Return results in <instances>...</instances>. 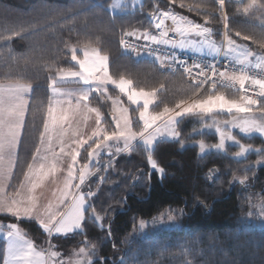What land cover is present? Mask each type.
Wrapping results in <instances>:
<instances>
[{
    "label": "trees",
    "instance_id": "obj_1",
    "mask_svg": "<svg viewBox=\"0 0 264 264\" xmlns=\"http://www.w3.org/2000/svg\"><path fill=\"white\" fill-rule=\"evenodd\" d=\"M110 1L0 0V83L21 80L32 88L27 114L29 133L25 135V143L19 146L20 159L14 169L18 179L22 178V170L26 169L34 151L31 144L33 127L38 130L35 132L37 142L39 131L43 130L49 97L48 77L57 74V67L66 70L78 68L71 61L73 48L79 58L78 50L85 46L107 55L109 75L113 79H129L134 90L157 93L152 108H158L156 110L175 108L181 100H190L194 85L181 74L169 73L161 67L160 61L147 54H135L121 46L125 32L157 33L153 24L154 10L171 11L211 28V38L216 42L227 31L231 39L264 55V47L261 46L264 44L262 13L254 9L245 15V9L252 0L226 3L223 9L209 0H171V3L170 0H141L138 8L115 15L103 10L107 9ZM225 15L228 17L227 29L224 26ZM237 32L249 39H242L236 35ZM46 64L53 67L51 73L44 68ZM109 93L118 96L113 89H109ZM217 93L239 97L230 91ZM93 97L92 105L110 121V106L100 95ZM41 104L42 108L39 107ZM213 116L229 119V115ZM181 126L180 130L183 129ZM230 131L252 148L264 147V138L259 134ZM209 133L205 137L204 133H182L184 139L187 137L185 140L181 137L183 146L174 141L159 143L154 158L165 173L161 181L153 174L150 184L146 153L131 151L117 157L107 175V185L99 186L92 197L97 211L105 217V229L86 220L81 232L61 239L51 238L49 244L58 252L66 253L68 249H78L82 242H86L96 248L94 255L98 259L94 264H121L122 261L123 264H264V223H249L244 218L249 205L246 199L254 194L264 195V165L253 168V160L249 159L256 158V153H250L243 159L248 162L246 169L238 173L235 165L244 161L233 160L226 149L200 156L196 142L202 139L204 143H216V135ZM84 156L81 162H84ZM210 169L217 172L212 179H205ZM234 177L235 182L230 183ZM245 177V185L236 182ZM91 186L97 188L96 183L92 182ZM169 207L177 210V227L152 225L153 217ZM181 208L184 209L183 215L178 211ZM0 220L18 223L35 246L46 240L42 229L33 221L17 222L5 216H0ZM141 220L145 221L143 228L140 227ZM108 224L111 242L107 235ZM71 237L74 243L69 245L66 239ZM181 243L187 248L186 253ZM4 247L0 240V253ZM117 255H121L120 261Z\"/></svg>",
    "mask_w": 264,
    "mask_h": 264
},
{
    "label": "snow or ice",
    "instance_id": "obj_2",
    "mask_svg": "<svg viewBox=\"0 0 264 264\" xmlns=\"http://www.w3.org/2000/svg\"><path fill=\"white\" fill-rule=\"evenodd\" d=\"M216 3L223 9L226 0H216ZM116 6L112 5V7ZM254 9L261 11L260 19L264 24V0H259V3L257 0H252V3L245 9V15ZM103 10L107 11V9ZM167 19H171L175 26L173 30L180 40L169 37V29L164 27ZM223 19L225 29H227V15L223 16ZM207 22L206 20L205 24ZM153 23L158 30V35L149 31H129L123 35L135 37L137 40L143 39L146 42V48L154 44L183 49L186 44L192 43L185 39L187 36L195 35L207 41L213 34L211 28L195 23L184 16H177L171 11L154 10ZM236 35L245 40L249 39L247 35L240 32ZM224 38L227 50L236 53L235 63L231 66L225 64L223 68H220L215 63L205 67L198 63L187 66L183 61H176L181 64L184 73L192 78L193 97L190 98V102L181 100L175 104V108L164 107L162 111L153 110L151 114H149V106L153 103L152 97L157 94L155 91L133 90L131 80L113 79L108 70L109 58L101 51L85 46L83 58H79L76 49L73 48L71 60L79 68L78 70H66L57 67V74L48 77V89L51 95L48 97L43 130L39 131L37 142L35 132L38 130L35 127L32 129L31 144L34 151L30 162H27L26 170H22V179H18L14 169L20 159L17 150L25 143V135L29 133L28 94L32 88L30 84L21 80L0 83V212L13 217L17 222L22 219L38 220L39 227L49 236L53 233L67 236L70 233L82 231L83 222L86 220L93 223L99 222L102 226L105 217L97 211L92 202L95 193L87 183L88 178L93 174L89 169L101 168L107 171L117 154L140 151L147 155V164L150 169L149 184L153 174L162 180L165 169L160 167L154 158L156 147L166 140L180 143L183 146L184 141L181 140L182 133L179 126L183 118L188 115H200L201 123L205 127H215L219 142L208 147L221 152L225 149L226 141H231L239 147L235 153L236 157H243L246 153L252 152L253 148L241 143L232 135L230 129L237 128L243 134L258 133L264 137V55L236 44L227 31L224 33ZM120 43L125 49L137 50V46L129 44L123 38ZM203 46L202 41L200 47ZM207 46L211 53L214 50L213 45L209 43ZM261 46L264 47V44ZM147 51L148 55H152L154 50L148 48ZM253 57L257 61L255 67L262 70L260 77L250 75L244 70L250 58ZM155 58L160 61L161 67L165 66V59L175 60L173 56L165 57L159 53ZM237 64L241 67L237 68L235 66ZM44 68L49 73L53 71L51 65L46 64ZM193 68L199 71L194 73ZM68 78L78 80L83 87L75 92L63 90L61 85ZM218 83L222 87L228 86L233 89L238 84L239 100L226 98L224 94L212 91L211 89H216ZM205 84H210V89L206 90V94L201 92ZM246 84H250L253 96L248 95L249 89L246 88ZM106 85H113L119 93L127 97L131 105L137 106L133 111H138V121L130 116L129 108L123 106L119 98L108 97L112 102L110 121L102 117L98 107L91 106L92 101L95 100L92 93H97L101 97L105 96L108 91ZM257 105H259L258 108ZM39 107L42 108L43 104ZM90 113H95V128L90 135H85L81 131L80 123L81 120L86 121ZM221 113L229 114L230 118L220 121L213 116V114ZM233 113L238 115H232ZM203 117H212L211 123ZM221 124L224 127H221ZM73 144L75 148L71 147ZM198 146L201 153L205 152L206 144L203 140ZM57 147L59 151H56ZM81 149L86 151L88 161L96 163L86 162L81 167H77V158L81 155ZM255 151L258 156L264 158V147L255 149ZM66 156L70 157V163H67L66 175L63 176L61 183V178L57 176V173L63 171L60 165ZM256 163L262 164L264 159ZM215 172V169H210L205 179H212ZM246 179V177L240 179L239 183L245 185ZM234 182L235 177L230 183ZM58 184V187H51V185ZM46 185L49 186L50 197L44 191L38 195L35 194L37 189H42ZM149 191H151L150 186ZM42 201L47 202L42 203ZM259 207L261 216H264V202ZM176 211L169 207L160 212L157 217H153L152 225L159 224L160 227L166 228L177 227ZM178 211L181 215L184 214L183 208ZM261 222L264 223V220ZM144 225L145 221L141 220L140 227L143 228ZM0 230H2L0 235H3L6 241V246L0 253L2 264H94L93 260L87 259L88 256L94 255V250L89 251L87 244L75 253L76 256L85 257V260L65 261L55 250V246L51 244L46 253L44 250H37L34 242L26 238L18 223L9 222L6 226L0 224Z\"/></svg>",
    "mask_w": 264,
    "mask_h": 264
},
{
    "label": "rangeland",
    "instance_id": "obj_3",
    "mask_svg": "<svg viewBox=\"0 0 264 264\" xmlns=\"http://www.w3.org/2000/svg\"><path fill=\"white\" fill-rule=\"evenodd\" d=\"M140 2H141V0H111L110 1V3L108 4V6H107V10L109 11V13L110 14H113V15H115V14H120V13H123V12H126V11H128V10H134L135 8H138L139 7V5H140ZM112 5H117L116 7H112ZM178 16V15H177ZM247 16H245V18H246ZM154 24V23H153ZM166 26H169L170 27V29H169V33H174V34H176L175 32H174V25L172 24V21H171V19H167V20H165V24H164V27L165 28H167ZM149 32H151V33H153V34H157L158 33V30H157V33L154 31H149ZM177 35V34H176ZM192 35H190L189 37H191ZM133 38V37H132ZM186 39V38H185ZM186 40H188V41H191L192 43L191 44H186V46H185V51L186 52H190V53H192L193 55H195V56H200V57H205V56H216L217 54H215V52H218L219 51V47H216V46H213V48H214V50H212L211 51V53L209 52V48H208V44H206V43H203L204 44V46L201 48L200 47V45L201 44H199L198 42H197V40H195V39H193V38H191V39H186ZM209 43V42H208ZM90 49H93V48H90ZM177 51H181L182 49H179V48H175ZM217 49H218V51H217ZM78 52H80V54L82 55V57L81 58H83V48L82 49H80V50H78ZM219 53V52H218ZM227 54V53H226ZM235 56H236V53L235 52H229L228 51V59L231 61V62H234L235 63ZM72 61V60H71ZM72 63L73 64H75L73 61H72ZM256 63H257V61H256ZM252 64V63H251ZM76 66H78V65H76ZM78 68H79V66H78ZM259 69V68H258ZM67 80H75V81H78V80H76V79H72V78H68ZM79 82V81H78ZM106 88L108 89V91H107V94L105 95V96H103V97H101V99H103L110 107H108L109 109H108V113H109V116H110V119H111V111H112V102H111V99H109L108 97H111V98H113V99H115V98H119L120 99V101H121V103L123 104V106H125V107H128L129 108V114H130V116H132L133 117V119L135 120V121H138V111L137 112H134L133 110L134 109H136L137 108V106L136 105H131L130 104V102L129 101H127V97L126 96H123V94H121V93H119V90L118 89H116L113 85H106ZM109 89H114V90H116L117 91V93H118V96H114V94H112V93H109ZM31 93V92H30ZM30 93L28 94V98L30 97ZM152 100H153V103L152 104H150V106H149V114H151L152 112H153V110H155V111H162L163 109H161V110H156V109H158V108H156V109H152L153 107H154V105H155V101L157 100V98H156V95L154 96V97H152ZM103 102V101H102ZM98 104L100 105V102L98 101ZM141 107H142V102H141ZM216 119H218V120H220V121H224V120H226V119H228V118H224V117H222V118H220V117H218V116H214ZM203 119H205V120H207L209 123H211V119H212V117H203ZM182 124V126L181 127H183V129H181L180 130V128H179V130L181 131V133H183V135H184V133L185 132H187V133H189L190 135L192 134V133H196V134H201V133H204V137L206 136V135H208V134H211V133H209V131L210 132H212V134H215L216 135V143H218L219 142V138H218V134L216 133V131H215V127H212V128H207V127H205L204 125H203V123H201V118H199V119H197V120H194L192 117H184L183 118V122L181 123ZM180 124V125H181ZM221 127H224V125L223 124H221ZM231 129H234V130H236L237 132H239V133H241L240 131H239V129H237V128H231ZM208 133V134H207ZM189 134H187V136L189 135ZM241 134H243V133H241ZM253 134H258V133H253ZM252 135V134H251ZM235 136V135H234ZM182 137V136H181ZM199 138H200V136H198ZM211 137H213L212 135H211ZM183 138V137H182ZM187 137H185V139H186ZM236 138H238V137H236ZM264 138V137H263ZM184 139V138H183ZM184 139V140H185ZM202 140V139H201ZM240 140V139H239ZM167 141V140H166ZM240 142L241 143H243V141H241L240 140ZM197 144V148H198V153H199V155L201 156V155H204L205 153H208V152H210V151H215V149H212V148H210V147H208V146H211L212 144H208V143H206L205 142V144H206V149H205V152H203V153H201L200 152V150H199V143L200 142H196ZM244 144V143H243ZM184 145V144H183ZM245 146L247 147L248 145H246L245 144ZM225 149H226V151L228 152V155H230V157L233 159V160H235V161H239V160H243V159H246V158H248V155L250 154V153H256V151H255V149H257V148H253V151L252 152H250V153H246L243 157H236V155H235V153L239 150V147H238V145H236L235 143H233V142H231V141H226V143H225ZM224 149V150H225ZM223 150V151H224ZM17 152H19V148H18V150H17ZM125 152H122V153H119V154H117L114 158H113V161H112V164L115 162V160H116V158L117 157H119V156H121V155H123ZM85 158L84 159H87V156H84ZM250 157H251V155H250ZM254 157H256V158H250L249 160H253V168H256L257 166H262V165H264V163H262V164H257L256 162L258 161V160H261V159H264V158H261L260 156H258L257 154H256V156H254ZM244 161V160H243ZM88 163H90V164H94L95 163V161H88ZM81 164V163H80ZM246 164H248V162H247V160L246 161H244V162H241L240 161V163H236V165H235V170L236 171H238V173H243V171L246 169V167H245V165ZM82 165H83V162H82ZM111 169H112V165H111V167L110 168H108V170L107 171H104L103 169H101V168H95V169H93V168H90L89 170L90 171H92V175L88 178V181H87V183L91 186V183L93 182V183H96V185H97V188L96 189H94L92 186H91V188H93L94 189V193H96V191H97V189L99 188V186H101V185H107V183H108V181H109V179L107 180V175L109 174V172L111 171ZM26 170V169H25ZM216 172H217V170H216ZM216 172H215V174H216ZM101 177H105V179H101ZM23 178V177H22ZM21 178V179H22ZM247 180V179H246ZM107 181V182H106ZM237 183H239V180H237L236 181ZM245 183H246V181H245ZM114 184V183H113ZM9 192H11V189H9ZM247 200V202H248V204L249 205H247V209H248V212L244 215V218L249 222V223H255V222H257V223H259V224H262V220H264V216H261V212H260V207H259V205H261V203L262 202H264V195L263 196H261V194H254L253 195V197L251 196V197H249V198H247L246 199ZM251 213V214H250ZM252 214H254V215H252ZM0 216H5V217H8V216H6V215H3V214H0ZM10 219H14V218H11V217H9ZM15 220V219H14ZM20 221H28V220H20ZM7 223H9V222H6V221H1L0 220V224H3V225H5L6 226V224ZM99 225H100V227H102L103 229H105V219H103V222H102V226H101V224L99 223V222H97ZM37 224V223H36ZM38 225V224H37ZM263 225V224H262ZM39 226V225H38ZM83 226V225H82ZM20 228V227H19ZM21 229V228H20ZM21 231H22V229H21ZM23 232V231H22ZM77 232H81V231H77ZM25 233V232H24ZM44 233V232H43ZM74 233H76V232H74ZM45 235H46V237H45V239L46 240H44L39 246H36V248H45V253L47 252V250H49V243H50V239L51 238H53V237H58V236H60V235H57V234H55V233H53L51 236H49L47 233H44ZM71 234H73V233H70L69 235H71ZM61 239V238H60ZM72 239V237L71 238H68V239H66V242H67V244L69 243V245L71 244V243H74V241L73 240H71ZM83 243V245L81 244L80 245V247L78 248V249H68L67 250V252L66 253H63V252H58L57 250H56V247H55V250L60 254V256H62V258L65 260V261H69V260H71V261H76V260H85L86 258L85 257H83V256H76L75 255V253H77L78 251H79V249L81 248V247H83L85 244H87L86 242H82ZM184 243V242H183ZM181 245H182V247H184L185 248V253H186V251H187V248L185 247V245L184 244H182L181 243ZM87 246H88V250L89 251H93V250H95L96 251V248L94 247V246H91L90 244H87ZM129 255H131V254H129ZM93 257H91V256H88L87 257V259H90V260H96V259H98L97 257H96V254L95 255H92ZM118 256V259L121 257V255L119 256V255H117ZM170 257H172L173 258V256H170Z\"/></svg>",
    "mask_w": 264,
    "mask_h": 264
},
{
    "label": "built area",
    "instance_id": "obj_4",
    "mask_svg": "<svg viewBox=\"0 0 264 264\" xmlns=\"http://www.w3.org/2000/svg\"><path fill=\"white\" fill-rule=\"evenodd\" d=\"M209 1H212V2H216V0H209ZM242 0H226V3H234V4H238V3H241ZM225 3V4H226ZM158 35V33H157ZM169 37L170 38H173V39H176V40H179L178 38V35L174 34V33H169ZM123 39L127 40V42L129 44H132V45H135L137 46V50L136 51H132V49H126L127 51L129 52H133V53H144V54H147L148 55V51L147 49L148 48H151L153 49V54L152 55H148L150 58L152 59H156V55L159 53L161 54L162 56H173L175 57V60L174 61H170L168 59H165V66L164 68L169 72V73H172V74H181L185 80L189 83V84H192L193 85V82H192V78L189 77L186 73H184V70H183V67L181 66L180 63L176 62V61H183L185 62V64L187 66H192L193 63H198V64H201L202 66H207L208 64H211V63H215L217 64L218 67L220 68H223L225 64H228L229 66H231L232 63L229 59H227L226 57L223 56V51H222V48L220 49L219 51V54L216 55V56H212V57H199V56H195L193 55L192 53L190 52H186L185 50H182V51H177L175 48H171V47H167V46H164V45H148L147 48L145 47V44L146 42L145 41H141V40H137V39H134L132 37H129V36H124ZM168 65H172V66H168ZM237 68H240L241 66H238V65H235ZM248 74L250 75H256L257 77H260L262 75V72L256 68H253V67H245L244 69ZM199 71V69H196V68H193V72H197ZM238 88H239V85L237 84L235 89L231 88V87H228V86H224L222 87L219 83L217 84V87L216 89H211L212 91H221V90H224V91H230V92H235L237 93L238 95H240V93L238 92ZM246 88L249 89L248 91V95L250 96H253L254 93L251 89V86L250 84H246ZM210 89V84H205L204 87L201 89V91H205ZM258 91V90H257Z\"/></svg>",
    "mask_w": 264,
    "mask_h": 264
},
{
    "label": "crops",
    "instance_id": "obj_5",
    "mask_svg": "<svg viewBox=\"0 0 264 264\" xmlns=\"http://www.w3.org/2000/svg\"><path fill=\"white\" fill-rule=\"evenodd\" d=\"M167 27V29H170V27L169 26H166ZM178 38H179V40H180V37L178 36ZM191 38H193V39H195V40H197V42L199 43V44H201V42L203 41V43H206V44H209V43H211L213 46H216V47H219V51H220V49L222 48V51H223V56L224 57H226L227 59H228V50H227V44H226V42H225V38H224V33H223V35H222V38H221V40L220 41H214L211 37H209V39L207 40V41H204L203 40V37H197V36H195V35H192L191 37H189V36H187L186 37V39H191ZM235 41V40H234ZM209 42V43H208ZM236 42V41H235ZM236 44H238V45H241V46H245V45H243V44H241V43H238V42H236ZM182 50H185V48H183ZM181 50V51H182ZM217 51H218V49H217ZM218 51V52H219ZM218 52H215V54H219ZM227 53V54H226ZM81 55V54H80ZM81 57H82V55H81ZM80 57V58H81ZM200 57V56H199ZM203 57V56H202ZM205 57H212V56H205ZM232 63H234V62H232ZM252 63V64H251ZM255 64H256V60H255V58L253 57V58H250V62H249V64L247 65V67H253V68H256L255 67ZM238 65V64H237ZM240 66V65H239ZM256 69H258V68H256ZM76 70H78V68L76 69ZM258 70H260L261 72H262V70L261 69H258ZM63 84H66V86H61L62 87V89L63 90H65V91H68V92H75V91H77V90H79L81 87H83V85L80 83V82H78V81H75V80H66ZM62 84V85H63ZM132 87V86H131ZM133 89V88H132ZM114 90V89H113ZM134 90V89H133ZM116 91V90H115ZM117 92V91H116ZM202 93H204L203 91H201ZM206 94V93H205ZM218 94H221V93H218ZM51 95V93H50V91H49V96ZM98 94L97 93H92V96H97ZM226 98H230V99H236V100H239V97H237V98H235V97H228V96H226ZM186 102H190V100H188V101H186ZM91 106H93V105H91ZM95 107V106H94ZM47 113V112H46ZM222 115H229V114H227V113H221ZM102 115V114H101ZM232 115H238V114H236V113H233ZM189 117H192L194 120H197V119H199V118H201V116L200 115H188ZM188 116H186V117H188ZM103 117V116H102ZM228 118V117H227ZM230 118V117H229ZM226 119V118H225ZM80 128H81V131H82V133H84L85 135H90L91 134V131L95 128V113H90V114H88V117H87V120L86 121H84V120H81V123H80ZM72 148H75V145L73 144L72 146H71ZM85 147H87V146H85ZM56 151H59V148L57 147V149H56ZM83 154H85V156H87V153H86V151H84L83 149H81V155L77 158V160H78V164H77V167H81L82 166V162L80 161V159H81V157L83 156ZM84 162L83 163H88V160L87 159H85V160H83ZM67 163H70V157H64V162L60 165V167L63 169V171H61V172H58L57 173V176L58 177H60L61 178V183H62V178H63V176H65L66 175V170H67ZM81 163V164H80ZM96 163V162H95ZM59 186V184L58 185H51V187H58ZM41 191H44V192H46L47 193V195L50 197V191H49V186L48 185H46L45 187H43L42 189H37L36 190V193L35 194H39ZM25 195H26V193H25ZM47 201H42V203H46ZM0 214H3V215H6V214H4V213H2V212H0ZM6 216H8V215H6ZM8 217H11V216H8ZM11 218H13V217H11ZM22 220H28V221H33V222H35V223H37L38 225H39V222H38V220H35V219H33V220H29V219H22ZM0 231H2V230H0ZM77 233V232H76ZM69 236V234L67 235V236H63V235H60V236H58L59 238H65V237H68ZM27 238V237H26ZM54 238V237H53ZM0 240L1 241H3L4 242V244H5V246H6V241L4 240V238H3V235H0ZM37 250H44V251H46L45 249H39V248H37Z\"/></svg>",
    "mask_w": 264,
    "mask_h": 264
},
{
    "label": "water",
    "instance_id": "obj_6",
    "mask_svg": "<svg viewBox=\"0 0 264 264\" xmlns=\"http://www.w3.org/2000/svg\"><path fill=\"white\" fill-rule=\"evenodd\" d=\"M159 181H161V179H159ZM121 212H123V211H119L118 213H121ZM118 213H116L115 216H116ZM115 216H114V217H115ZM114 217H113V218H114ZM113 218L110 220V222H112ZM109 230H110V226H109V224H108V226H107V235H108V240L111 242L112 239H111V235H110ZM120 260H121V259H119L118 261H120Z\"/></svg>",
    "mask_w": 264,
    "mask_h": 264
}]
</instances>
